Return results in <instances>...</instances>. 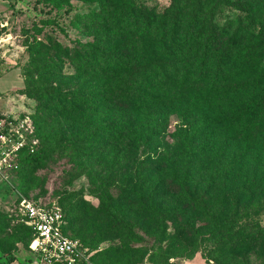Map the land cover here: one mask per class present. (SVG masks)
<instances>
[{
  "label": "trees",
  "instance_id": "obj_1",
  "mask_svg": "<svg viewBox=\"0 0 264 264\" xmlns=\"http://www.w3.org/2000/svg\"><path fill=\"white\" fill-rule=\"evenodd\" d=\"M205 2L212 8L229 6L246 12L250 25L258 27L259 38L244 48L242 62L246 68L255 67L257 53L264 51V0ZM141 11L151 24V14ZM208 27L201 28L206 38L200 61L185 60L184 47L176 45L162 49L177 55L174 63L106 53L87 43L76 73L64 77L61 62L43 52L48 47L39 41L28 46L25 92L38 101L39 123L47 129L36 135L44 136L42 146L47 148L44 154L39 147L26 153L14 175L31 163L38 169L62 157L87 158L90 162L79 164L89 170L86 175L99 202H217L207 211L209 237L222 243L219 236H231L234 225H239L236 232L253 229L248 222L240 225L239 202L264 187V70L255 80L233 83L226 48L218 73L211 74L209 50L217 37ZM35 75L37 79L32 78ZM248 89L259 92L245 93ZM174 112L181 114L183 124L175 130V146L169 147L162 141ZM67 202L77 203L72 215L58 202L66 218L65 233L72 221L78 234L91 235L83 213L76 211L78 202L86 201L73 196ZM226 202L232 203L228 214ZM157 213L165 221L166 215ZM26 227L31 242L34 232ZM130 239L141 238L132 234ZM80 241L90 255V248ZM244 241L248 247L264 243V233Z\"/></svg>",
  "mask_w": 264,
  "mask_h": 264
},
{
  "label": "rangeland",
  "instance_id": "obj_2",
  "mask_svg": "<svg viewBox=\"0 0 264 264\" xmlns=\"http://www.w3.org/2000/svg\"><path fill=\"white\" fill-rule=\"evenodd\" d=\"M141 10L151 14V24ZM208 24L217 37L209 50L211 74L218 73L220 54L227 48L232 82L255 80L264 70V51L257 53L255 67L246 68L242 62L244 48L259 38L258 27L250 25L246 12L233 7L212 8L205 0H0V113L28 115L35 132L43 134L47 129L39 123L37 99L25 92L28 46L35 42L43 43L48 47L43 52L61 62L64 77L76 73L87 43L106 53L174 63L177 55L162 49L176 45L184 47L185 60L200 61L206 38L201 28H209ZM252 92L259 91H245ZM168 124L162 142L174 147L175 130L183 124L181 114L171 113ZM43 137L39 148H43ZM83 160L90 162L62 157L38 169L37 163H31L9 179L0 177V264H39L19 212L21 199L60 202L73 215L77 202H67L73 196L86 201L78 202L76 211L83 213L91 235L78 234L72 221L67 232L90 248L88 264H264V243L248 247L244 241L264 233V187L239 202L240 225L248 222L254 228L236 232L239 225H234L232 235H220L222 243H217L207 233V211L217 202H99L86 175L89 170L79 164ZM231 205L226 202L225 214ZM158 210L166 215L165 221ZM132 234L141 239H130Z\"/></svg>",
  "mask_w": 264,
  "mask_h": 264
},
{
  "label": "built area",
  "instance_id": "obj_3",
  "mask_svg": "<svg viewBox=\"0 0 264 264\" xmlns=\"http://www.w3.org/2000/svg\"><path fill=\"white\" fill-rule=\"evenodd\" d=\"M39 138L30 116L0 114V177L9 179L20 167L23 156L37 149ZM24 223L33 230L30 249L39 264H75L89 253L79 239L65 233L66 218L58 202L43 204L32 199L19 201Z\"/></svg>",
  "mask_w": 264,
  "mask_h": 264
}]
</instances>
